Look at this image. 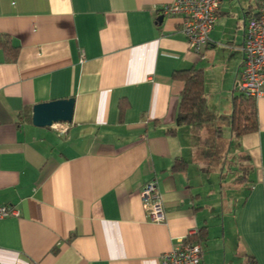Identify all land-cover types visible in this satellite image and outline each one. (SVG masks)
<instances>
[{"label":"crops","instance_id":"0c3cea01","mask_svg":"<svg viewBox=\"0 0 264 264\" xmlns=\"http://www.w3.org/2000/svg\"><path fill=\"white\" fill-rule=\"evenodd\" d=\"M174 1L0 0V36L19 48L14 62L0 49V205L17 213L0 220V264H160L202 228L203 264H264V94L256 131L232 133L235 151L213 162L187 128L168 134L183 86L175 71L203 70L208 107L232 114L247 22L263 0H222L201 54L183 19L161 13ZM66 99L65 133L33 125L35 105ZM177 157L185 172H172ZM230 172L243 178L229 193ZM153 180L159 223L141 197Z\"/></svg>","mask_w":264,"mask_h":264},{"label":"built area","instance_id":"2783aa9c","mask_svg":"<svg viewBox=\"0 0 264 264\" xmlns=\"http://www.w3.org/2000/svg\"><path fill=\"white\" fill-rule=\"evenodd\" d=\"M222 0H175L163 6L161 13L167 16H180L183 19L182 33L187 45L194 54H201L209 42ZM242 62L239 78L234 89L253 100L264 92V0L258 12L247 22L244 42L241 47ZM52 129L65 133L67 124H53ZM143 206L152 223L165 218L161 193L155 180L147 183L141 191ZM17 215L10 207L0 205V220ZM160 264H203L202 248L184 240L168 253L161 255Z\"/></svg>","mask_w":264,"mask_h":264},{"label":"trees","instance_id":"16d2710c","mask_svg":"<svg viewBox=\"0 0 264 264\" xmlns=\"http://www.w3.org/2000/svg\"><path fill=\"white\" fill-rule=\"evenodd\" d=\"M0 49L5 52L9 61L16 60L19 48L11 44L8 36H0ZM172 77L181 82L183 86L179 97L177 123L175 128L168 131V134L176 135L178 128H187L189 133L197 139L195 151L201 159L213 162L214 156L218 154L219 142L216 139L220 138L221 132L216 128L217 124L224 123L230 128L235 138L256 131V105L253 99L245 97L241 93L235 97L233 93L232 114L221 116L207 105L203 70L195 68L179 70L175 71ZM235 91L237 90L233 89V92ZM125 108H127V102L121 101L119 103L120 115L123 114ZM28 117L30 116L28 115ZM209 129L214 130L212 139L205 134ZM187 165L186 160L177 157L174 159L172 172H185ZM242 178L243 175L237 177L236 181H241ZM206 239V229L202 228L197 234L189 236L187 241L201 246V243ZM245 264H255V262L249 258Z\"/></svg>","mask_w":264,"mask_h":264},{"label":"water","instance_id":"95a60500","mask_svg":"<svg viewBox=\"0 0 264 264\" xmlns=\"http://www.w3.org/2000/svg\"><path fill=\"white\" fill-rule=\"evenodd\" d=\"M73 104V99H66L35 105L32 123L39 128L51 127L55 123H71Z\"/></svg>","mask_w":264,"mask_h":264},{"label":"rangeland","instance_id":"374dc122","mask_svg":"<svg viewBox=\"0 0 264 264\" xmlns=\"http://www.w3.org/2000/svg\"><path fill=\"white\" fill-rule=\"evenodd\" d=\"M235 84H233V87H234ZM233 89V88H232ZM234 93V96H239L240 95V92L239 91H235L233 92ZM232 93V94H233ZM212 105V104H211ZM212 110V109H211ZM218 125V124H217ZM218 127L220 128V138H217L216 140L219 142V147L218 149L224 154L225 152L230 150L231 153H233L235 151V142L233 140H231V137H232V133H231V130L229 127H226L224 123H219ZM47 130V129H45ZM205 134L210 138L212 139L213 137V134H214V130L213 129H209L208 131L205 132ZM234 163V165H237V160H235V158L233 159H227V165L228 166H231L230 163ZM227 169V168H225ZM214 170H215V167H214ZM228 170V169H227ZM212 171H213V166H212ZM217 172H218V169H217ZM238 176L237 173H234V175L230 172L228 175H227V178L225 180V183H230L232 185V179L236 178ZM234 185H232V187L230 186L227 191H229L230 193V190L231 191H238L239 188H240V185L238 186L237 184L238 183H233ZM233 198L230 196V195H227V196H224V202H226L227 204H230L232 202Z\"/></svg>","mask_w":264,"mask_h":264}]
</instances>
